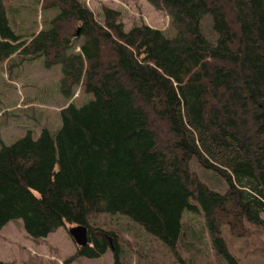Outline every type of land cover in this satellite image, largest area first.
Listing matches in <instances>:
<instances>
[{"label":"trees","instance_id":"16d2710c","mask_svg":"<svg viewBox=\"0 0 264 264\" xmlns=\"http://www.w3.org/2000/svg\"><path fill=\"white\" fill-rule=\"evenodd\" d=\"M146 1L171 35L143 19L126 29L104 4L97 17L84 0H42L55 16L21 39L0 0V63L43 57L60 65L63 96L78 86L94 95L61 109L54 133L0 146V229L22 219L41 238L83 224L88 244L75 256L111 249L121 264L117 233L94 227V214L123 215L176 251L184 213H200L216 255L237 264L224 232L264 228V0ZM193 165L226 189L212 190Z\"/></svg>","mask_w":264,"mask_h":264},{"label":"rangeland","instance_id":"374dc122","mask_svg":"<svg viewBox=\"0 0 264 264\" xmlns=\"http://www.w3.org/2000/svg\"><path fill=\"white\" fill-rule=\"evenodd\" d=\"M84 1L97 17L103 4L119 10L126 29L143 19L166 34L173 33L166 15L146 0ZM3 2L10 27L21 39L28 40L56 14V10H42V0ZM201 23L211 39L212 17L205 15ZM60 76V65L48 67L43 57L28 60L17 54L0 63V146L16 141L28 130L34 137L43 128L54 133L61 125V109L70 102L81 106L94 98L93 93L85 92L80 86L75 88L71 99L66 98L59 89ZM193 167L212 190L226 189L228 184L219 174ZM187 213L183 215L184 236L176 251L169 250L161 240L145 233L123 215L100 212L91 216L90 221L94 227L117 233L121 241V264H231L226 256L216 255L201 214ZM71 226L74 225L59 226L45 237L33 238L25 230L22 219L9 221L0 229V264H114L111 249L97 258L75 256L77 245L68 233ZM246 226L245 236H233L228 229L224 232L228 255L233 261L238 260L237 264H264V228Z\"/></svg>","mask_w":264,"mask_h":264},{"label":"water","instance_id":"95a60500","mask_svg":"<svg viewBox=\"0 0 264 264\" xmlns=\"http://www.w3.org/2000/svg\"><path fill=\"white\" fill-rule=\"evenodd\" d=\"M68 233L78 247L88 244V229L83 224H77L68 228Z\"/></svg>","mask_w":264,"mask_h":264}]
</instances>
